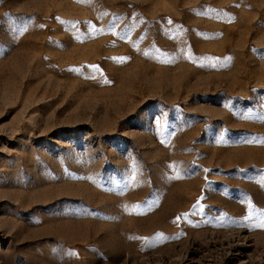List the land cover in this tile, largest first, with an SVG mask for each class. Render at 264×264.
I'll return each mask as SVG.
<instances>
[{
	"label": "rangeland",
	"instance_id": "obj_1",
	"mask_svg": "<svg viewBox=\"0 0 264 264\" xmlns=\"http://www.w3.org/2000/svg\"><path fill=\"white\" fill-rule=\"evenodd\" d=\"M264 0H0V264H264Z\"/></svg>",
	"mask_w": 264,
	"mask_h": 264
},
{
	"label": "snow or ice",
	"instance_id": "obj_2",
	"mask_svg": "<svg viewBox=\"0 0 264 264\" xmlns=\"http://www.w3.org/2000/svg\"><path fill=\"white\" fill-rule=\"evenodd\" d=\"M260 227H264V222H262V223L260 224Z\"/></svg>",
	"mask_w": 264,
	"mask_h": 264
}]
</instances>
